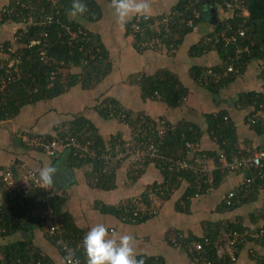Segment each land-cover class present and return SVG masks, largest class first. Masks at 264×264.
Wrapping results in <instances>:
<instances>
[{
	"label": "crops",
	"instance_id": "0c3cea01",
	"mask_svg": "<svg viewBox=\"0 0 264 264\" xmlns=\"http://www.w3.org/2000/svg\"><path fill=\"white\" fill-rule=\"evenodd\" d=\"M10 1L0 0V11L2 7L8 6ZM92 1L99 7V19L90 21L81 16L73 19L70 10L67 16L71 21L80 23L92 34L99 35L108 62L111 63L109 73L92 87H83L81 82L77 81L58 96L23 105L14 117L1 119L0 167L13 168V178L20 180V176L29 170L38 176L37 169L54 166L57 171L50 187L63 196L61 211L67 213L84 234L92 226L103 224L109 237L114 236L118 239L122 235H131L133 237L131 244L137 254L136 257L138 255L160 256L164 264H196L179 245L170 243L171 239L166 232L173 229L174 232H180L184 236L200 237L213 234L214 225L226 226L228 223H234L239 225L240 232L264 225V185L257 186L255 194L251 191L252 198L245 203L237 201L239 205L231 210L222 208L223 197L229 191H233L237 196L243 189L241 183L247 169L237 168L234 171L224 172L217 187L212 186L209 192L188 197L186 202L182 196L187 183L180 179L177 185H171L168 198L162 203L159 202L157 213L137 223L128 215H114L102 212L100 208L107 206L120 209V206L126 202H134L133 199L138 198L148 186L160 184L163 175L158 167L150 163L141 173H135L131 172L133 165L128 158L111 162L110 187L101 188L96 185L99 181L93 169L94 163L74 162L67 152L52 156L41 150L28 148L23 144L19 133L25 131L51 135L54 133V126L59 122H67L73 117H85L95 128L104 150L115 146L114 142L110 144L114 138L118 141L117 143L134 141L135 131L140 130L141 126L143 130L150 128L145 124H139L140 122L137 124L130 121L120 122L100 115L95 109V104L102 98L110 97L115 99L121 108L132 114L141 113L149 119H161L160 123L162 120L172 125L180 121L196 123L202 129L197 142L198 149L202 151L200 167L210 173L200 174V177L208 178L211 175L212 180L216 163L207 152L211 153L215 150L218 158L224 153L219 151L215 142L205 132L207 125L205 114L222 108L229 109L236 126L240 150H249L250 147L252 151L264 150V133L254 132L245 123L246 113L251 107L245 108L232 104V99L242 91L255 90L264 93V79L255 70V64L259 62L248 63L243 72L239 76H234L232 82L221 88L217 95L212 94L201 84L193 81L189 69L198 65L206 68V73L208 68L221 65L222 59L214 49H204L200 53L193 54L190 48L213 39L216 34L214 25L219 24L222 19L226 20L231 15L229 12L223 11L220 6L206 4L199 13L200 19L195 27L181 38L177 46L155 47L138 52L127 33V24L136 15H131L127 23L120 24L116 19L113 0ZM176 2L177 0H147L149 7L145 15L158 16L168 12ZM56 6L58 8V3ZM211 9L215 11L216 22L212 19ZM63 24L70 26L69 22H63ZM21 26L16 20L4 21L0 14V62L13 63L14 56L5 51V45L10 44L14 49L20 47L19 43H13L12 36ZM26 38L28 36L23 39ZM35 38L30 37L27 42L30 43L31 39ZM17 54L19 55V52ZM19 63L18 61L17 66ZM81 70L78 66H71L69 69L73 74ZM140 74L154 75L165 80L174 78L186 89L183 103L178 107H170L161 98L156 100V98L145 97L138 83V77L135 80L132 77ZM257 115L264 117V112L259 111ZM151 123L147 122V124ZM219 163L223 164V161L219 160ZM1 193L0 203L3 202ZM236 199L241 201L238 196ZM31 226L33 227L27 232L13 231L10 234H0V251L4 246L16 244L27 238L29 246L50 256L54 264H64L58 249L45 237L44 229L36 225ZM258 240L238 244L234 248L236 261L228 264H264V242Z\"/></svg>",
	"mask_w": 264,
	"mask_h": 264
},
{
	"label": "trees",
	"instance_id": "16d2710c",
	"mask_svg": "<svg viewBox=\"0 0 264 264\" xmlns=\"http://www.w3.org/2000/svg\"><path fill=\"white\" fill-rule=\"evenodd\" d=\"M32 1V4L34 5L33 10L35 12L42 9L49 13L53 9L51 2L48 0ZM221 1L222 0H177L176 4L169 10V12L177 13L175 14L176 22L170 25L169 30L165 33L160 32L159 28L157 31L155 27L150 28L148 26V24L153 23L155 19L161 18L163 13L158 16L148 15V19L146 20L144 19L145 15H142L141 20L138 22L141 27V38L143 40L149 42L151 39L155 38L154 41L157 42H155L154 45H157L159 42L162 43L159 46H155L156 48H162L163 46L167 48L171 45L174 47L177 46L181 38L195 27L200 19L199 13L206 4L214 7L220 6L223 11L229 12L231 15H229L226 20L223 21L222 19L219 21V24L214 25V32L218 33L224 31L232 34L237 31L240 25V27L244 29L245 34L242 37H239L238 46H246V51L236 53L234 46L224 47L221 44L214 45L213 39L206 40L207 42L199 43L198 46H191L190 48V52L193 54L200 53L204 49H214L218 52L222 59V64L210 67L211 70L221 71L229 64L238 70V74L236 75L229 74L228 76L214 80L213 77H209L205 74L206 68L197 65L189 69L190 77L194 82H198L199 79L202 80L200 81V84L207 89L208 92L216 95L221 88L227 86L229 82H232L235 78L234 76H239L250 62H259L258 64H260L261 68L260 74L262 79H264V0H226L229 2H241L242 10L236 9V11H233L232 13L225 8ZM83 2L85 3L87 10L79 16L87 18L90 21L99 19L100 10L98 5L92 0H83ZM14 5L15 0H11L8 7H13ZM71 5L72 0H59L58 11L62 22H69L72 30L77 26H81L86 31V34L78 35L77 38L71 39L69 33L67 31L65 32V29L59 25L48 26L43 29L39 27L30 28L29 32L26 34L28 38H40L39 34H41V32L47 33L46 37L41 36L47 43L45 55L41 58L40 52L43 47L40 44L29 46V43L27 42L28 38L23 39L22 42L19 43L20 47H18L17 52H19L20 56V63L18 64L20 73H18V78L16 80L7 82L3 90L0 91V120L6 117H14L23 105L33 104L40 100H48L58 96L77 81H80L83 87H92L109 73L111 63L108 62L99 35L92 34L88 29L80 25V23L71 21L68 18L67 15L68 11L71 10ZM243 8L247 11L246 16H244V14H241L242 16H236L239 11L243 13ZM20 10L25 14L33 11L29 8H20ZM136 17L137 16L133 19ZM189 18H192L194 21L193 28H189L185 24ZM243 20H245V22L244 24H241ZM130 23L131 21L127 24V29L129 28ZM210 36H212V34H210ZM138 39L139 38H137V40ZM133 46L138 52L155 48L148 46L138 48L134 42ZM71 66L81 67L82 70L73 74L69 71ZM51 71L54 72L52 79L50 78ZM1 73L2 76L5 75L4 70L0 69V74ZM137 77L142 94L145 97L156 98V100L161 98L164 102L168 103L170 107H178L183 103L186 96V89L181 84H178L174 78H168L165 80L154 75L146 76L144 74H140ZM232 101L234 106H243L245 108L251 107L249 112L246 113L245 119L250 117V115L258 109L259 111L264 112V93L260 91H242L235 96ZM105 103H111L114 107L115 104L118 105V103L113 98L105 97L102 98L99 103L97 102L95 104V109L100 115L110 118L107 116V113L104 110L105 108L100 109L99 104ZM259 105H261V107H259ZM114 113V118L111 117V119H116L117 108ZM204 117L207 124L205 132L215 142L219 151L224 153L226 160L229 159L232 154L239 152L238 134L236 132L234 121L230 116L229 109L222 108L216 112L207 113ZM255 119L254 123H250L246 120L245 123L247 127L258 134H263L264 117L256 115ZM124 120L130 121V123L133 124L140 122L139 124L150 126V128L143 130V126L140 125V130L135 131V144L139 146L138 143L141 141H153L159 145V152L165 157L171 159L183 158L186 155L185 142L190 141L197 143L202 134V129L192 121H180L174 125L164 121L165 124L163 123V125L165 128L161 134H158V128L161 126L159 121L161 119H149L148 116L141 113L132 114V112L126 110ZM148 120L152 123L147 124V122H149ZM65 123L69 124L70 134L75 136L78 140L84 142L87 139H93L97 155L103 151L104 147L102 141L87 118L73 117L67 122H59L58 124ZM55 127L56 126H54V129ZM46 135L49 136L50 134ZM117 142L116 138H114L111 140L110 144H117ZM123 143L124 142L121 144ZM64 152H67L69 158L74 162L94 163L93 169L96 179L99 181L96 185L101 186V188L110 187L112 176V173L109 171L111 166L110 163L104 164L102 160L97 157L79 158L77 155L72 154L71 151H63V153ZM201 152L202 151H200V153ZM241 152H249V150ZM207 154L213 158L216 165H221L218 160V153L216 154L215 150L211 151V153L207 152ZM150 163L154 164L162 172L163 180L160 184L155 183L148 186L138 198L133 199L134 202H126L120 206V209H117L116 207L102 206L100 211L113 213L114 215L119 216L128 215V217L134 218L135 222L139 223L157 213L159 202L162 203L168 198L169 192L171 191V185H177L180 179H183L187 183V187L182 196V199H184L185 202L188 197L203 193L202 191L207 187V183L204 181L206 177H199L198 174L191 171H182L179 173L171 172L168 174L165 168H160L159 162L150 158H143L141 161L133 165L131 172L141 173L143 168ZM1 169L5 170L8 168L3 169L0 167V171ZM10 169L12 172L14 171L13 168ZM259 169L261 171L260 177L256 175V170L254 169H247L245 171V177H253L249 188L250 191H248L249 189L247 191L242 189L241 192L237 194L241 201L236 199L237 196H234L232 200L233 204L230 206H226L222 202L223 209L231 210L239 205L238 202L245 203L252 198L251 191L253 193L257 186L264 185V166L258 168V170ZM226 171V169H215L212 173L211 186L217 187ZM13 177L14 172L12 181L15 183L19 181ZM198 185H201L199 190H197ZM42 190L43 189L41 188L32 187L29 183H23L13 189V196H10L4 182L0 180V191H2V193H0L3 196V202L0 203V219H5L8 223H13L8 225L9 227L6 229V232L0 234H10L13 231L27 232L33 227L31 225H36L38 228L44 229L45 237L58 249L64 260L65 254L60 250L59 244L48 235L46 223H41L37 217L32 218L27 214L29 205L40 208L41 202L39 197L43 192ZM253 194H255V192ZM234 195H236V193H234ZM50 202L53 212L58 216L61 228L64 230L63 238L67 241L68 245L75 250L77 244L81 242L84 232L76 227L72 218L67 215V213L61 211L64 202L62 195H59L56 191V194L50 198ZM134 213L135 215H133ZM15 216L21 217L22 223L19 224L18 221L12 222ZM214 228L215 230L213 234H206L200 237L193 235L184 236L180 232H174L175 241H171L170 243H174L175 246L179 245L180 248L187 253L189 258L196 262V264H207V261H209L210 264H228V259L223 258L218 260L216 258L213 244H205L204 237H210L211 240L213 238L215 239L218 236V231L222 228L235 229L238 231L241 229H239V225H234V223H228L226 226L214 225ZM191 240L200 241L203 244V248L206 250L204 256L201 252H199V254L197 252L189 253L187 251V243ZM258 241L264 242V238L259 239ZM1 249L0 264H54L50 256L29 246L27 238L16 244L4 246ZM73 255L83 257L82 264H86L82 247L80 250L74 251ZM136 259H142L143 264H164V260L160 256L138 255Z\"/></svg>",
	"mask_w": 264,
	"mask_h": 264
},
{
	"label": "built area",
	"instance_id": "2783aa9c",
	"mask_svg": "<svg viewBox=\"0 0 264 264\" xmlns=\"http://www.w3.org/2000/svg\"><path fill=\"white\" fill-rule=\"evenodd\" d=\"M51 2V5L53 6V9L51 12L47 13L43 11L42 9L35 12L33 10L34 5L32 4V0H15V5L13 7L4 6L2 7L0 14L1 18L4 21H19L22 25L20 28L15 31L14 35L12 36L13 43H20L21 40L26 37V34L29 32V29L32 27L36 28H45L48 26L53 25H59L62 28H64L70 35L71 39H75L78 37V35H85L86 31L81 27L77 26L74 30L71 29L70 26H66L63 24L60 14L58 11V8L56 6L57 3H59V0H48ZM220 1V0H218ZM225 8L230 11L231 13L233 11L242 10L241 2L240 1H221ZM220 2V3H221ZM20 8L23 9H31L33 10L30 13L25 14L20 10ZM175 14L176 12H166L161 15V18L155 19L153 23L148 24V26L155 27L158 31V28L160 32H167L169 30V26L174 24L175 21ZM241 14H244L246 16L247 11L245 8H243V13L239 11L236 16H242ZM234 15V14H233ZM148 15H145L144 19H148ZM134 20V21H132ZM131 23L129 25V28L127 29L128 36L131 38L132 42L136 44L138 48H142L145 46L148 47H155L162 44L159 42L157 45H154L155 42L154 39H151V41L147 42L146 40H143L141 38V27L138 24L139 20H141V16H137L135 19H132ZM245 20L241 22V24H244ZM186 26L189 28H193L194 21L192 18L187 19L185 22ZM245 34V31L242 27H238L237 31L235 33L229 34L227 32L221 31L215 34L213 37V43L215 44H221L224 47L228 46H234L235 52L240 53L242 51H246L247 47H240L238 46V39L239 37H242ZM40 38L31 39L29 46L34 44H40L43 49L40 52L41 58L45 55V49L47 46V43L44 39H42L41 36L46 37L47 33L41 32L39 34ZM137 38H139L137 40ZM5 51L8 54H11L14 56L13 63H2L0 62V69L4 70L5 75L2 76V73L0 74V91L3 90V88L6 86L7 82L14 81L18 77V73H20V68L17 66V62L19 61V55L17 54V49H14L10 44L5 46ZM209 77H213L214 80L228 76L229 74L235 75L238 74V70L233 68L232 65H228L225 69L221 71H214L211 69H208L205 73ZM54 76V72H50V78L52 79ZM202 80H198L200 82ZM204 81V79H203ZM99 103V102H98ZM100 109L105 108V112L107 113L108 117L114 118L113 114L116 111V108L111 103H105V104H99ZM261 107V105H259ZM257 112H259V109L252 113L250 117L247 118L248 122L254 123L255 122V116L257 115ZM125 115L122 112H117L116 121L123 122ZM164 121L161 122V126L158 128V134H161L164 130L165 126L163 125ZM19 136L22 139V142L31 149L35 150H41L47 155L55 156L63 151H71L72 154L77 155L79 158H95L102 160L104 164H109L111 162L118 161L120 159L128 158L130 160V163L132 165H135L139 161H141L143 158H150L152 160H155L159 162V166L161 169L165 168L167 170L168 174L171 172H182V171H191L195 174H198L200 177L201 175H204L206 170L203 167H200V160L197 156V159L195 162L188 161L183 158H176L171 159L167 158L164 155H162L158 147L159 145L153 141L149 142H139V146L135 144L134 141L130 142H124L123 144L117 143L114 147H110L107 149H104L99 155H97L96 149L94 146V140L93 139H87L84 142L78 140L75 136L71 135L69 132V124H56L54 133L51 135H46L44 133H29V132H21L19 133ZM197 147V143L194 142H186L185 148L186 150H194V148ZM219 160L223 161V164L216 165V169L219 168L221 170L226 169L227 171H234L237 168H244V169H254L256 170V175L259 177L261 176V171L258 168L264 166V150H253L252 152H237L235 154H232L229 159H225L224 155L219 156ZM201 170H203V173H201ZM13 172L11 169H5L0 171V180L4 182L5 186L7 187V192L10 196H13V189L18 187L19 185L23 183H29L32 187L41 188L43 189L42 194L39 197V200L41 202L40 208L30 206L27 209V214L30 215L32 218H38L39 221L46 223V230L48 235L53 238L57 244L60 246V250L64 252V264H82L83 257L81 256H75L73 255L74 251H78L81 248V243L79 242L76 246V249L70 247L67 243V241L63 238V232L64 230L61 228V223L59 222L58 216L53 212V208L50 202V198L53 197L56 194V191L48 186L45 188L37 176L36 173L33 171H28L25 174H22L20 176V180L18 182L12 181ZM203 177V176H202ZM253 177H244L242 180V188L244 190H247L251 183H252ZM204 181L207 183V187H205V190L202 192H209L212 188L211 186V175L210 177H206ZM201 188V185L197 186V190ZM7 194V193H6ZM234 192L229 191L224 197H223V203L226 206H230L233 204V198H234ZM0 215H1V208H0ZM135 215V213L133 214ZM18 221L19 224L22 223L21 217L15 216L12 220V222ZM13 223H8L5 219H0V233L6 232V229L9 227L8 225H11ZM264 238V225L250 228L247 231L240 232L235 229H229V228H222L218 231L217 238H213L211 240L210 237H204V243L209 244L212 243L215 249V256L218 260H221L223 258L228 259V263H233L236 261L235 256V250L234 248L238 244H243L247 241L251 240H258ZM171 241H175V237H170ZM187 251L189 253L193 252H201L204 256L206 253V250L203 248V244L200 241H194L191 240L187 243ZM72 255V261L69 262L66 260V257L68 255ZM200 254V253H199ZM207 264H210L209 261L206 262Z\"/></svg>",
	"mask_w": 264,
	"mask_h": 264
},
{
	"label": "clouds",
	"instance_id": "9594fccd",
	"mask_svg": "<svg viewBox=\"0 0 264 264\" xmlns=\"http://www.w3.org/2000/svg\"><path fill=\"white\" fill-rule=\"evenodd\" d=\"M147 0H113V8L117 22L125 24L131 15H145L148 11ZM87 10L83 0H72L70 15L78 18ZM227 67V66H226ZM225 67V68H226ZM200 84V82H198ZM41 184L47 188L53 183L57 169L47 166L36 170ZM131 235H122L118 239L109 237L103 224L92 226L82 237L81 247L86 264H143V260L136 259ZM66 260L71 262L72 255Z\"/></svg>",
	"mask_w": 264,
	"mask_h": 264
},
{
	"label": "rangeland",
	"instance_id": "374dc122",
	"mask_svg": "<svg viewBox=\"0 0 264 264\" xmlns=\"http://www.w3.org/2000/svg\"><path fill=\"white\" fill-rule=\"evenodd\" d=\"M208 69H210V68H208ZM255 70L258 72V74L260 73V71H261L260 64H258V63L255 64ZM137 76L138 75H134L132 77L135 80ZM115 107L117 108V112H122L125 115V111H126L125 109L120 108V106L116 105V104H115ZM249 152H252L251 147L249 149ZM197 156L199 157L198 160H200V150L198 149V147L194 148V150H186V155L183 157V159H186V160L191 161V162H195L196 159H197ZM207 174H210V173L207 172ZM208 177H210V176H208ZM166 233H167V235L169 237H174L175 236V233H174L173 229H169Z\"/></svg>",
	"mask_w": 264,
	"mask_h": 264
},
{
	"label": "water",
	"instance_id": "95a60500",
	"mask_svg": "<svg viewBox=\"0 0 264 264\" xmlns=\"http://www.w3.org/2000/svg\"><path fill=\"white\" fill-rule=\"evenodd\" d=\"M211 13H213V14H212V19H213V21L216 22L217 19H216V14H215L214 9H211Z\"/></svg>",
	"mask_w": 264,
	"mask_h": 264
}]
</instances>
